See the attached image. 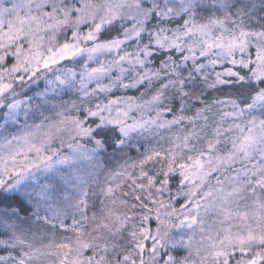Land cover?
Wrapping results in <instances>:
<instances>
[{
  "label": "snow or ice",
  "instance_id": "snow-or-ice-1",
  "mask_svg": "<svg viewBox=\"0 0 264 264\" xmlns=\"http://www.w3.org/2000/svg\"><path fill=\"white\" fill-rule=\"evenodd\" d=\"M0 264H264V0H0Z\"/></svg>",
  "mask_w": 264,
  "mask_h": 264
}]
</instances>
